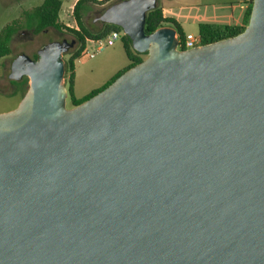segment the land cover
Returning a JSON list of instances; mask_svg holds the SVG:
<instances>
[{"label": "water", "instance_id": "obj_1", "mask_svg": "<svg viewBox=\"0 0 264 264\" xmlns=\"http://www.w3.org/2000/svg\"><path fill=\"white\" fill-rule=\"evenodd\" d=\"M156 7L104 11L147 57L78 106L67 46L12 61L28 88L0 114V264H264V0L187 50L145 33Z\"/></svg>", "mask_w": 264, "mask_h": 264}, {"label": "rangeland", "instance_id": "obj_2", "mask_svg": "<svg viewBox=\"0 0 264 264\" xmlns=\"http://www.w3.org/2000/svg\"><path fill=\"white\" fill-rule=\"evenodd\" d=\"M61 1L63 2L62 10H64L72 0ZM118 1L120 0H107L97 5H90L91 12L82 17V23L85 24L87 31L94 32L95 28L100 26L97 20L102 12L101 10ZM41 2V0H34L31 5L36 7L39 6ZM14 5L15 0H0V30L13 20L20 18L23 8L18 9ZM86 8V5L83 4L79 11L83 14L87 11ZM59 22L65 29L77 30L76 20L74 16L68 12H59ZM52 42H57L68 47V51L62 56L64 63L67 62L70 54L78 48L76 39L66 32V30L60 33L53 29H47L38 35H34L31 30L21 28L13 36L10 43V54L0 59V114L14 110L19 105L26 92V86L11 84L9 74L12 61L20 55H25L33 60L37 56L39 49ZM121 48L122 40L119 39L116 40L111 47L105 48L92 59L88 56H81L78 59V62H76L77 69L75 72L74 87L75 96L77 98L81 100L83 99L82 96L90 91L100 89L106 82L116 76L115 74L121 69V66L127 64V58L123 54ZM116 49H118L119 57L121 58L114 53ZM66 107L72 108L68 97Z\"/></svg>", "mask_w": 264, "mask_h": 264}, {"label": "trees", "instance_id": "obj_3", "mask_svg": "<svg viewBox=\"0 0 264 264\" xmlns=\"http://www.w3.org/2000/svg\"><path fill=\"white\" fill-rule=\"evenodd\" d=\"M123 1V0H121ZM88 3L97 4L98 2L93 0H79L73 7L72 15L74 16L77 24V30L65 29L59 22V12L61 10L62 3L60 0H43L39 6H36L30 10H23L20 14V18L13 20L11 23L5 25L0 30V59L7 57L10 54V43L13 36L21 28H26L31 30L34 35H38L47 29H53L57 32H63L66 30L71 34L78 43V48L68 58L67 62L64 63V84L67 89L68 98L72 107L78 106L81 103L85 102L101 90L105 89L109 84H111L117 77L128 69L141 63L146 57L147 54L137 53L133 50L131 41L127 36L122 37V44L126 58L128 60L127 67L117 74L114 78L108 81L100 89L94 90L89 93L83 99H76L73 95V78H74V62L75 60L81 57L82 51L84 49V38H103L110 33L112 30H121L120 28L113 25H104L99 32L91 33L86 31L82 24L81 18L82 13L79 11L80 7L85 4L86 10L89 11ZM252 6V0H249L247 4V9L244 14V20L240 26H230V25H211V24H202L198 27V39L199 46L212 44L221 40L229 39L241 34L245 27L247 26L250 11ZM86 11V12H87ZM169 27L175 31L178 43L180 45V50H185L184 45L186 38L179 27V25L172 19L164 18L162 16L161 9L156 7L147 13L145 19L144 30L147 35H150L154 31L163 28ZM12 85H24L26 86V91L28 88L27 78L22 79L19 82L11 81Z\"/></svg>", "mask_w": 264, "mask_h": 264}, {"label": "crops", "instance_id": "obj_4", "mask_svg": "<svg viewBox=\"0 0 264 264\" xmlns=\"http://www.w3.org/2000/svg\"><path fill=\"white\" fill-rule=\"evenodd\" d=\"M32 1L34 0H15L14 6H16L18 9L23 8V10H30L34 8V6L31 5ZM77 1L79 0H72L70 4H68V6L64 8V10H62L63 2L61 1L62 6H61L60 11H65V12H68L69 14H72L73 7L77 3ZM93 1H96L98 2L97 4H99L107 0H93ZM156 1H157V7L161 9L162 16L164 18L174 20L181 28L186 40L197 39L198 38V27L199 25H202V24L230 25V26L242 25L243 20H244V14L247 9V4L249 2V0H156ZM119 2H121V0L115 3H112L105 9L101 10L102 12L98 16V20H97L100 26L97 28H95L94 26L95 31L91 33L99 32L104 25H109V24L101 22L100 17L106 9H108L110 6L117 4ZM90 5H94V4L93 3L87 4V6L90 9L89 11L84 12L82 14V17L87 15L89 12H91ZM81 24L83 28L87 31V29L85 28V24L82 23V18H81ZM121 49H122L123 54L125 55L123 44H122ZM114 53H116V55L119 57L118 49H116ZM127 65H128V60H127V64L125 66H121V69H119L115 75L123 71L127 67ZM76 69H77V65L75 62L74 72H73L74 74L73 95L74 96H75L74 87H75ZM91 92L92 91H90L89 93ZM89 93L82 96V98L86 97ZM75 98L80 99V98H77L76 96Z\"/></svg>", "mask_w": 264, "mask_h": 264}, {"label": "built area", "instance_id": "obj_5", "mask_svg": "<svg viewBox=\"0 0 264 264\" xmlns=\"http://www.w3.org/2000/svg\"><path fill=\"white\" fill-rule=\"evenodd\" d=\"M124 36L122 30H112L103 38H84V49L81 56H88L90 59L101 53L105 48L111 47L116 40L122 39ZM199 46V39H189L185 41L184 49H191ZM178 49L180 45L178 43ZM78 62V59L75 60Z\"/></svg>", "mask_w": 264, "mask_h": 264}, {"label": "flooded vegetation", "instance_id": "obj_6", "mask_svg": "<svg viewBox=\"0 0 264 264\" xmlns=\"http://www.w3.org/2000/svg\"><path fill=\"white\" fill-rule=\"evenodd\" d=\"M37 59V56L33 59V60H36ZM22 79H24V78H22ZM21 81V80H20ZM19 82V81H18Z\"/></svg>", "mask_w": 264, "mask_h": 264}]
</instances>
